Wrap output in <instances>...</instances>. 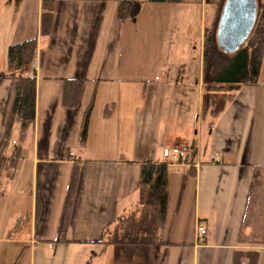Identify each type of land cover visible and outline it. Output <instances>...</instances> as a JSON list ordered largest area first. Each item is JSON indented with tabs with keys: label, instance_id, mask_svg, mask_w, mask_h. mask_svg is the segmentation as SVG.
I'll use <instances>...</instances> for the list:
<instances>
[{
	"label": "crops",
	"instance_id": "0c3cea01",
	"mask_svg": "<svg viewBox=\"0 0 264 264\" xmlns=\"http://www.w3.org/2000/svg\"><path fill=\"white\" fill-rule=\"evenodd\" d=\"M137 1L136 15L121 21L114 0H52L42 38L41 0H0V75L7 47L37 40L34 62L17 74L35 80V116L23 143L13 134L7 154L15 149L17 158L0 178V264H44L46 250L60 252L61 264H126L113 238L138 208L140 164L164 162V148L187 152L167 163L165 220L148 250L154 264H233L236 251H255L264 264L262 200L249 206L254 176L264 175V53L257 84L237 90L209 127L201 114L203 36L216 4L204 11L202 2ZM229 1L248 4L244 30L227 48L252 33L258 13V0ZM70 79L84 81L75 109L62 106ZM16 85L0 78V148ZM75 164L67 242H59ZM198 226L206 231L201 243Z\"/></svg>",
	"mask_w": 264,
	"mask_h": 264
},
{
	"label": "trees",
	"instance_id": "16d2710c",
	"mask_svg": "<svg viewBox=\"0 0 264 264\" xmlns=\"http://www.w3.org/2000/svg\"><path fill=\"white\" fill-rule=\"evenodd\" d=\"M118 3V16L121 21L132 19L141 4L137 0H114ZM151 4H180L183 0H144ZM52 17V0H41L40 37L49 35ZM215 24L204 30L203 36V98L201 114L209 119V127L232 101L237 90L243 86L256 85L264 53V6L257 20L256 27L246 40L244 48L238 47L226 60L217 48L215 40ZM37 40H25L10 45L6 49V70L0 78H10L16 81V91L4 140L0 148V178L7 179L17 158V150L7 154L11 146L13 134L16 140L23 143L34 124L36 88L34 78L17 76L23 69L34 62ZM216 65L214 69L215 62ZM221 67L219 71H216ZM84 81L70 79L63 81L62 106L75 109L80 103ZM79 137V146L86 143L87 117ZM78 165H74L70 177L60 223L57 241L67 242L69 216L76 188ZM167 176L168 164L165 162H145L140 164L138 207L144 212L142 220H125L121 222L123 231L114 235V244L119 245L116 258L124 257L126 264H154L149 255L150 239L160 234L167 207ZM260 173H256L250 193V205L254 204L261 182ZM255 198V199H254ZM140 218V217H139ZM111 240V239H110ZM161 246L162 244L160 242ZM258 254L255 251H236L233 264H257Z\"/></svg>",
	"mask_w": 264,
	"mask_h": 264
},
{
	"label": "rangeland",
	"instance_id": "374dc122",
	"mask_svg": "<svg viewBox=\"0 0 264 264\" xmlns=\"http://www.w3.org/2000/svg\"><path fill=\"white\" fill-rule=\"evenodd\" d=\"M186 1H187V3L191 2L193 6H194V2H202L203 3L202 7H203L204 11L208 10L207 6H206L207 4L209 6L212 4V2H213V4H216V7H215V5H212V9L213 10L215 9V16H214L213 22L211 24L209 22L206 23V24H208L207 28H211V26H213V24H216L218 16L220 14L221 6H222L221 5L222 0H203V1H201V0H186ZM238 4L239 3H232L231 4V2L229 0H225V2H224V5H223V8H222V11H221V14L219 16L218 23H217V44L220 47L224 46V44H226V42L231 43V39L233 37H236V35L240 34V32H242V30H244V23H245L244 19L246 18V14H247L248 2L244 3L240 7H237ZM263 6H264V0H258L257 20L259 19V16L263 12ZM257 20H256V24H257ZM256 24H255V27H256ZM246 27H247V25L245 26V28ZM218 64H219V62L216 61L214 66L216 67V65H218ZM261 182L263 183V185H261L259 187V190L261 192H259L257 194V198L259 199L258 200L259 203L262 200V206L264 207V201H263L264 200V175L261 178ZM263 207L261 208L262 216H261L260 220L258 221V223H259L258 225H261L263 223V218H264V208ZM138 209H139V207L137 208V206H135V208L130 211L132 213L131 214L132 218L129 216L130 217L129 220H133V221H135V220L137 221L138 219L142 220V218L144 216V212H141L140 210L138 211ZM59 247H61V246L59 245ZM60 256H61L60 252H59V254L58 253L55 254V253H53V251L46 250L43 253V257L45 259L44 264H47V263L51 264L49 261H55L56 263H54V264H61L62 261H61Z\"/></svg>",
	"mask_w": 264,
	"mask_h": 264
},
{
	"label": "built area",
	"instance_id": "2783aa9c",
	"mask_svg": "<svg viewBox=\"0 0 264 264\" xmlns=\"http://www.w3.org/2000/svg\"><path fill=\"white\" fill-rule=\"evenodd\" d=\"M30 78H32V76H30ZM16 142H12V145H15ZM186 152L187 149L186 148H164L162 149V158L164 160V162L166 163H179L184 161L185 157H186ZM212 161H216L219 162L218 159H215V157H211ZM206 234V231L203 227H199L197 228V240L199 243L203 242L204 236Z\"/></svg>",
	"mask_w": 264,
	"mask_h": 264
},
{
	"label": "water",
	"instance_id": "95a60500",
	"mask_svg": "<svg viewBox=\"0 0 264 264\" xmlns=\"http://www.w3.org/2000/svg\"><path fill=\"white\" fill-rule=\"evenodd\" d=\"M248 35H249V33H247L246 34V36L242 39V41L241 42H239L237 45H233L231 48H227L225 45L227 44H224V46H223V52L224 53H229V54H231V53H233L238 47H240V46H243L244 44H245V42H246V40H247V38H248ZM237 36V35H236ZM234 39H235V37H233L232 39H231V45H232V43L234 42ZM222 47V46H221Z\"/></svg>",
	"mask_w": 264,
	"mask_h": 264
}]
</instances>
